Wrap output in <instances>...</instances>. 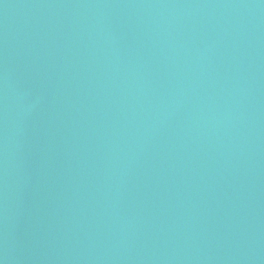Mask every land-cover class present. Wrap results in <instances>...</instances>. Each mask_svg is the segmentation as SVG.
Returning a JSON list of instances; mask_svg holds the SVG:
<instances>
[{
    "label": "water",
    "instance_id": "95a60500",
    "mask_svg": "<svg viewBox=\"0 0 264 264\" xmlns=\"http://www.w3.org/2000/svg\"><path fill=\"white\" fill-rule=\"evenodd\" d=\"M0 264H264V0H0Z\"/></svg>",
    "mask_w": 264,
    "mask_h": 264
}]
</instances>
